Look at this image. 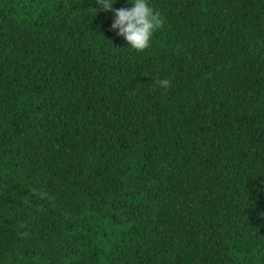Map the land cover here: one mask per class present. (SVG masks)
<instances>
[{
	"label": "trees",
	"instance_id": "16d2710c",
	"mask_svg": "<svg viewBox=\"0 0 264 264\" xmlns=\"http://www.w3.org/2000/svg\"><path fill=\"white\" fill-rule=\"evenodd\" d=\"M151 4L0 0V264H264V0Z\"/></svg>",
	"mask_w": 264,
	"mask_h": 264
},
{
	"label": "clouds",
	"instance_id": "9594fccd",
	"mask_svg": "<svg viewBox=\"0 0 264 264\" xmlns=\"http://www.w3.org/2000/svg\"><path fill=\"white\" fill-rule=\"evenodd\" d=\"M105 11L114 12L111 25L117 34L124 37L129 47L136 51H144L151 46L152 38L164 23L159 11L154 9L151 0H129L130 8L113 9L117 0H96ZM161 86L168 87L169 81H159Z\"/></svg>",
	"mask_w": 264,
	"mask_h": 264
}]
</instances>
